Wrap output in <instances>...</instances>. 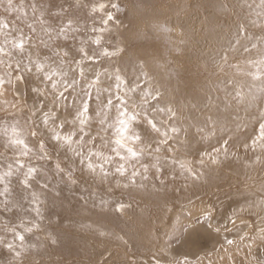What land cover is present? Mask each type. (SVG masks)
<instances>
[{
	"label": "rangeland",
	"instance_id": "1",
	"mask_svg": "<svg viewBox=\"0 0 264 264\" xmlns=\"http://www.w3.org/2000/svg\"><path fill=\"white\" fill-rule=\"evenodd\" d=\"M101 2L109 5L105 13L114 11L112 0H12L14 7L7 11L6 2L0 5V20L6 25H0V48L18 58L0 53V60L7 62L0 64V126H6V130L0 129V175L9 170L13 173L0 183V237L5 244L15 241L20 245L18 232L28 245L18 258L0 245V264H264V142L259 139L264 123V74L254 78L250 63L264 59V0H119L125 9L117 14L120 26L108 21L107 27L113 30L99 33L95 30L106 27L103 21L107 17L93 14L92 8ZM98 35L102 36L100 46L91 43ZM20 40L25 42L23 53L9 43ZM120 46L124 52L99 55L101 49L114 52ZM81 47L94 57L82 65L84 75L109 69L112 75L118 72L127 87L140 85L130 96L118 90L116 97L119 94L126 103L112 99L113 107L105 112L109 124L114 123L118 104L136 115L140 109L134 110L131 104L139 102L141 89L147 90L151 84L161 96L149 101L147 114H152L156 104L164 109L152 114L151 120L181 142L197 136L205 145L199 158L211 164H202L203 172L214 178L165 176L150 167L147 180L142 179L141 170L135 186L125 189L115 186L117 179L121 185L130 183L119 174L101 183L83 169L80 157L74 164L66 162L41 135L48 131L43 115L49 109L55 114L49 124L64 121L63 129L58 130L62 134L75 131L74 141L82 135L85 141L95 137L89 145L95 150L103 137L114 146L110 127L102 130L101 123L93 119L84 126V135L76 119L77 108L85 102L90 117L94 86L101 81L88 89V95L85 76L74 88L59 87L54 92L53 81L37 73V63L60 67L63 59L70 74L66 79L79 76V70L73 68L82 58ZM29 68L28 82L25 72ZM48 70L46 67L45 72ZM21 74L24 80H16ZM184 92L189 94L188 104L179 103ZM215 98L223 99L233 110L230 117L220 110L208 113ZM139 116L144 118L143 113ZM13 126L26 133V143L36 156L43 155L39 150L43 141L48 158L36 159L33 153L21 156L19 148L11 144ZM172 127L179 131L172 132ZM33 130L36 136L31 135ZM156 136L164 140V136ZM168 145L161 144V149ZM83 151L86 154L87 148ZM101 151L112 154L110 148ZM174 153L180 160H190L191 170L195 168L187 152H170ZM224 156L230 159V168L225 167ZM57 163L63 171L56 170ZM28 166L38 171L26 186ZM176 168L181 174L179 165ZM220 174L224 177L218 178ZM33 193L42 203L33 202ZM247 196L251 198L248 204L241 205ZM229 201L237 203L225 214L223 204ZM121 203L126 207L115 211ZM37 206L44 216L37 221L41 228L25 233L20 225L32 227ZM105 207L108 211L98 210ZM15 251L20 252V247Z\"/></svg>",
	"mask_w": 264,
	"mask_h": 264
},
{
	"label": "clouds",
	"instance_id": "2",
	"mask_svg": "<svg viewBox=\"0 0 264 264\" xmlns=\"http://www.w3.org/2000/svg\"><path fill=\"white\" fill-rule=\"evenodd\" d=\"M7 3L8 8L5 9L7 10H12L13 9V4L12 0H0V5H3L4 3ZM109 5L108 3L101 2L98 5H94L92 8V13H102L105 15L107 18L103 21L104 25L106 27L96 29L95 31H98L99 33H104L106 31H112V28L107 27L108 21H113L114 24L119 27L121 24V21L117 19V14H121L125 11L124 8L121 7L119 0H112L111 2V9L114 11H108L105 13V9L108 8ZM0 25L5 26L4 22L0 20ZM102 42V36L98 35L94 39L91 40V43L100 46ZM11 44V47L15 51H19L23 53V50H21V46L16 43V41H9ZM25 44V42H24ZM124 52L125 48L124 47H118L116 51L114 52ZM81 55V59L78 60L73 68V71L79 70V76L77 77H72L70 81L66 79V77H69V72L65 70L64 65L65 61L61 59L60 61V67L57 66H52V65H47V64H41L43 69L46 67L49 69L47 72L42 71L41 67H36L37 73H43L45 76L46 81H53L51 84L52 90L55 92L59 87H63L65 90L68 88H74L75 86L79 85L80 79L84 77L85 69L82 67V65L90 59H94V57H90L87 53L86 48L81 47L79 49ZM0 53L7 55L9 57L12 56V52L8 51L5 52L4 48H0ZM109 52L107 48L101 49L99 52L100 56H107L111 57L113 55H109ZM117 53V54H118ZM67 54V53H66ZM116 54V55H117ZM7 63L6 61L0 60V64ZM143 63V62H142ZM251 67L255 69L254 73H251L254 78L259 79L261 74H264V59H261L259 61L255 62H250ZM10 66V65H9ZM56 78L55 80L53 78ZM99 81V73L97 74V79L95 81H92L91 83H88L86 85L87 89H91L97 82ZM116 88L119 90H122L125 92V95L130 96L131 93H134L137 91V89L140 87L139 84H133L131 87L126 86V81L124 79H121V76L117 72L116 74ZM13 82V81H11ZM152 90L151 84L149 85V89L144 90L140 93L141 99L139 102L133 101L131 104V107L135 110L137 108L140 109L139 112L136 113V115L131 114L128 112L127 108L122 109V105L118 104L115 106L117 116L115 118V122L113 124H110L109 127L114 128V133L113 135L115 136V139L111 141L110 146L109 140L104 139L101 137L103 140V143L94 150L92 147H89L91 145L92 141L95 139V137H92L90 140L85 141L84 136H80V139L75 141L74 143H68L72 139V137L76 134L75 131H70L66 134H61V132L58 130L60 128V124L63 123L62 121L59 125H51L49 124V119L53 118L55 114L49 109L48 112H45L43 115V124L44 126L48 129L51 140L58 142V144L63 147L64 145H67L69 148V151L73 154V156H78L80 157V164L83 166V169L86 170V172L91 176L93 180H99L101 183L104 181H107L110 176H116L119 174L120 177H126L127 180L130 183H124L121 185V181L117 179L115 181V186L116 187H123L125 189L129 188L130 186H135V178L138 176H141V170L143 171L144 175L142 176L143 180L148 179V171L149 168H155L156 172H160V165L162 161L165 159L164 157L160 156H154L155 163L152 164H144L142 163L141 157L146 154V146L139 145L137 147H133L134 144H137V142L140 141V136L138 134H129V129L132 121L137 119V116H139L141 113L144 114V118L147 120V123L150 125L152 124V120L148 119L147 115V109L146 105L149 103L150 100H157L160 96L161 93L159 90L155 91V94H150ZM35 91V89H34ZM41 95H43V92H40ZM63 94V92H61ZM239 95V93H238ZM116 99L121 100L122 104L126 103V101L123 100V98L118 94ZM85 111L80 113L79 116L77 117V120L79 121V131L84 132V125L88 120V115H87V103L85 102ZM113 101L112 99L109 100V105H112ZM151 112L153 115L156 113H161L164 112V109L159 106V104H156L152 109ZM125 113H128L127 116H125ZM264 114V113H262ZM33 115H35V112H33ZM71 123H75L74 121H71ZM163 123V122H162ZM153 128L155 129V132L159 133L161 136H164V140L159 141L160 144H165L167 143V140L170 138L168 136V133L166 131H163L161 128H157L155 125H153ZM260 129H264V123L260 125ZM172 132H178L179 129L172 127L171 128ZM32 136H36L37 133L33 130L31 133ZM84 135H87L85 133ZM10 140L11 144L13 146H16L20 150V155L27 157L29 153H33V156H35L36 159H47L48 158V153L45 149V144L43 141L40 142L39 144V150L41 153H43L42 156H36V154L33 152V149L28 146L26 143V133H23L19 131L15 126H13L10 134ZM264 147V146H262ZM85 148H87V153L83 151ZM101 148L103 149H109L112 154H109L107 151H101ZM161 149L157 147L155 149L156 153H159ZM171 151V149H169ZM94 158V159H93ZM177 161L172 160V163H176ZM200 163H203V160L200 161ZM191 161H185V160H180L179 161V168L182 170L181 175H183V171H189L191 172L190 168ZM21 167H24L23 164H21ZM12 166L9 165V169H11ZM56 170L57 171H63L60 169L59 163L56 164ZM38 171L37 168H33L31 166L27 167V171L24 174L25 177H33L34 174ZM130 173V175H129ZM12 171L9 170L5 172L3 175H0V183L5 182V176H12ZM69 177H71V173L68 174ZM71 180V179H70ZM73 184H75V181H71ZM111 187L108 188V191L111 192ZM5 192L8 191L7 186L4 189ZM33 202L34 203H42L40 201V196L37 195L36 193H33ZM108 201H105L107 203ZM124 207H126L124 204H118L115 211H120ZM99 211H108V209L102 208L98 209ZM36 213L37 220L32 222V227H25L23 224L20 225L21 228L24 229L25 233H32L34 229H40L41 224L38 223L37 221L43 220L44 216L42 213V210L39 206H37L34 209ZM54 219V218H53ZM60 219V217H59ZM52 222V221H51ZM67 224V221H65V225ZM10 231H15V229H11ZM103 235V233H101ZM16 237L19 239L21 242L20 245H16L15 241H10L7 244L4 243V239L0 237V245H3L4 247H12L15 249L16 247H20L21 251L19 254L21 255V252L26 251L28 245L24 243L25 237L21 235L20 233H16ZM52 243H56V239L52 238Z\"/></svg>",
	"mask_w": 264,
	"mask_h": 264
},
{
	"label": "bare ground",
	"instance_id": "3",
	"mask_svg": "<svg viewBox=\"0 0 264 264\" xmlns=\"http://www.w3.org/2000/svg\"><path fill=\"white\" fill-rule=\"evenodd\" d=\"M241 46H243V45H241ZM195 49L198 51V53H201V48L198 49V47H195ZM12 55L15 56V57H13L14 59L17 58V55L15 53L12 54ZM129 64H131L132 66H136L135 63L132 62V61H130ZM98 73H99V81H101L102 84H100L99 86H94V92H93V94H94L93 97L94 98H93V101H94L95 104L93 106L92 112L90 111L91 115L88 118V120H87V122L85 123L84 126H89V124H92L91 122H92L93 119H94V121L98 120L101 123V120H100L101 109H103V112L105 114V112L107 111V107H104V106L107 104L108 99L116 98V94L118 92V90L116 89V83H117L116 75H112V73L109 71V69H104V70L100 69L99 71L90 70V72L88 74L84 75L85 76L84 77V81H85L86 85L93 78L97 79V74ZM25 74L28 77L27 81L29 82L30 79H31V76H30L31 71L30 72L26 71ZM74 76L76 77V75H74ZM139 76L140 75H138V76H136L134 78L135 79H139ZM127 80H128V78H127ZM86 81H88V82H86ZM128 81H130V80H128ZM224 84H227V82L224 83ZM85 89H87V88L85 87ZM141 90L143 91L144 89H141ZM87 91H88V89L85 92L87 93ZM188 95L185 92L182 93L180 95L181 98H180L179 103L188 104L189 103V101L187 99ZM215 100H216L215 103L212 106L209 107L208 113L212 115V114H216L218 112V110H220V111L223 112L225 117H230V115L233 112V110L226 105V102L223 99H220V101H219V99L215 98ZM198 102L203 104L204 103L203 102V98L199 97L198 98ZM147 115H148V119H153L154 118V116H152V114L151 115L147 114ZM116 116L117 115H113L112 116V120L114 122H115ZM106 119H107L106 115H104V122L101 123V129L102 130L107 129L109 127V125H110L109 122ZM87 123H89V124H87ZM40 126L41 125H37L38 128ZM78 126L80 127L79 123H78ZM0 127H1L0 129H2V130L5 129L6 130V126L5 125H1ZM157 128H159V127L157 126ZM108 131H109L108 133L111 134L113 136V138L115 139V136L113 135L114 128L110 127V128H108ZM129 132H134V133H136V134H138L140 136V141L137 142V144L133 145L134 148L139 146V145L146 146V154H144L141 157L142 163H144V164L155 163L154 156H160V157H164L165 158L162 161V163L160 165H158L160 167V169H161L160 171H162L165 176H168V175H173L174 177H181V176L198 177V176H202L204 179H213L214 178V177H212L213 175H211V173L203 172L202 164H206L208 167H210L211 164H207L204 161H203V163H200L201 159L199 158V156H200L199 152H201L200 151L201 149L205 148V145H202V143L200 142V140L198 139L197 136L190 137L188 139L189 141H186V142H181V140H179L178 138L170 137L167 140L169 145L166 147L165 150H162L161 149V144L159 143V140H157V138H156V137H158V136H156L157 132L153 131L151 127H148L145 124V120H144L143 116H137V119L132 121V123L130 125ZM41 135L44 138H46L47 143L50 146L54 147L58 152L60 151L63 154V156L65 157L64 160L66 162L74 164L77 161L75 158L78 159V156H73V154L69 151V148H68L67 145H64L63 147H61L58 144V142L51 140V138H50L51 134L47 130L46 131L44 130L43 132H41ZM157 147H159L161 149V151L159 153L155 152V149ZM169 149H171V151L172 150L173 151L176 150L177 152H180V151L187 152L188 155H190V158L193 160L195 168L193 167L194 169L191 170V172L183 171V175L178 173L179 170L176 167L179 165L180 158L177 157L178 155L175 154V153L174 154H170L171 151H169ZM223 158H225V163L223 162L225 167H229L230 168L231 167L230 159L226 160L225 156ZM172 160H175L177 162L176 163H172ZM223 161H224V159H223ZM223 177L224 176L221 175V174L218 176V178H223ZM111 178H113V177H111ZM120 179H122V177H120ZM123 179H127V178L124 177ZM250 199L251 198H249L247 196L241 201L240 204L241 205H247ZM236 203H237V201H229V202L224 203L223 204V206H224L223 209H225V214H227V212L230 210V208H231L230 206H234V205H236ZM238 204H239V202H238ZM190 208H188V210ZM235 208H237V207H235ZM195 209L196 208H194V207L192 209H190V210H192V214L194 213Z\"/></svg>",
	"mask_w": 264,
	"mask_h": 264
},
{
	"label": "snow or ice",
	"instance_id": "4",
	"mask_svg": "<svg viewBox=\"0 0 264 264\" xmlns=\"http://www.w3.org/2000/svg\"><path fill=\"white\" fill-rule=\"evenodd\" d=\"M16 43H18L20 46H21V50H23V48L25 47V44H24V41L23 40H20V41H18V42H16ZM118 53V50H117V52H112V53H109V55H116ZM63 55H67L66 53H64ZM36 67H41V69H42V71H44L45 69H43V67H42V65H40L39 63H37L36 64ZM18 69H19V67H18ZM19 71H20V69H19ZM28 71H31V69L29 68L28 69ZM22 73V72H21ZM24 75H18V76H16V80H24ZM3 78L2 77H0V80H2ZM121 79H123L122 77H121ZM9 83H10V81H8ZM99 82V81H98ZM97 82V83H98ZM96 83V84H97ZM0 86H2V85H0ZM117 90H119V89H117ZM150 94H155V91L154 90H151V92H150ZM59 95L61 96V98L63 97V94H61V92L59 93ZM86 95H88L87 93H86ZM109 100L110 99H108V101H107V104L104 106V107H107V108H111V107H113V104L112 105H109ZM82 109V110H81ZM121 110H123V107H122V109ZM85 111V104L84 103H82L81 105H80V107L79 108H77V116H76V119H77V117L79 116V114L80 113H82V112H84ZM88 111H89V106H88V104H87V113H88ZM168 112L171 114V115H174V113L172 112V110L171 109H168ZM104 112H103V109H101V113H100V120H101V123H103L104 122ZM128 115V113H125V116H127ZM153 125H155L156 126V123L152 120V124H150V127L152 128V130L153 131H155V129L153 128ZM63 127H64V124L63 123H61L60 124V129H63ZM157 127V126H156ZM61 132V131H60ZM70 132V131H69ZM81 133H83V134H85L84 132H82V131H80ZM61 134H62V132H61ZM76 136V134L72 137V139L70 140V141H68V143H74L75 141H74V137ZM259 139L262 141V142H264V129H260V135H259ZM253 144L255 145V141L253 142ZM261 146H264V143H262L261 144ZM69 179H71V177H69ZM23 183L27 186L28 185V183H29V181H28V178L27 177H25L24 178V181H23ZM34 195V194H33ZM8 249V251L9 252H13L14 253V256L16 257V258H18V257H20V254H19V252H17V251H15V249H13L12 247H8L7 248Z\"/></svg>",
	"mask_w": 264,
	"mask_h": 264
}]
</instances>
